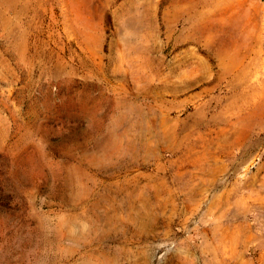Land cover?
<instances>
[{"label":"rangeland","instance_id":"1","mask_svg":"<svg viewBox=\"0 0 264 264\" xmlns=\"http://www.w3.org/2000/svg\"><path fill=\"white\" fill-rule=\"evenodd\" d=\"M0 264H264V0H0Z\"/></svg>","mask_w":264,"mask_h":264}]
</instances>
